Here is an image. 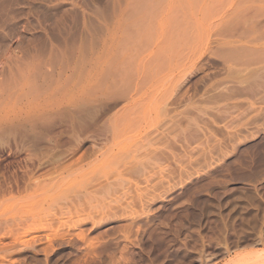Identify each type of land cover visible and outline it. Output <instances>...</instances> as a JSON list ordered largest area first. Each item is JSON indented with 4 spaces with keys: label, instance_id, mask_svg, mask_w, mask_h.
<instances>
[{
    "label": "rangeland",
    "instance_id": "obj_1",
    "mask_svg": "<svg viewBox=\"0 0 264 264\" xmlns=\"http://www.w3.org/2000/svg\"><path fill=\"white\" fill-rule=\"evenodd\" d=\"M0 264H264V0H0Z\"/></svg>",
    "mask_w": 264,
    "mask_h": 264
},
{
    "label": "bare ground",
    "instance_id": "obj_2",
    "mask_svg": "<svg viewBox=\"0 0 264 264\" xmlns=\"http://www.w3.org/2000/svg\"><path fill=\"white\" fill-rule=\"evenodd\" d=\"M112 100V99H111ZM115 102H117V101H115Z\"/></svg>",
    "mask_w": 264,
    "mask_h": 264
}]
</instances>
